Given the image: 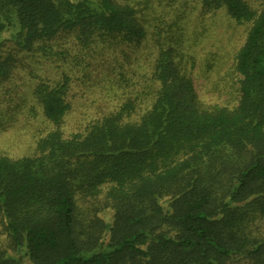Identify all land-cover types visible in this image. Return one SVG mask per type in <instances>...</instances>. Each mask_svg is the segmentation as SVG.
Here are the masks:
<instances>
[{"label": "trees", "instance_id": "obj_1", "mask_svg": "<svg viewBox=\"0 0 264 264\" xmlns=\"http://www.w3.org/2000/svg\"><path fill=\"white\" fill-rule=\"evenodd\" d=\"M219 11L245 25L233 108L184 52ZM19 123L0 264H264V0H0V134Z\"/></svg>", "mask_w": 264, "mask_h": 264}, {"label": "rangeland", "instance_id": "obj_2", "mask_svg": "<svg viewBox=\"0 0 264 264\" xmlns=\"http://www.w3.org/2000/svg\"><path fill=\"white\" fill-rule=\"evenodd\" d=\"M198 19L196 13L188 19L189 24L185 27V32L190 41L184 43L186 45L184 52L193 54L196 58L194 75L200 95L206 104L233 108L237 102V85L231 79L233 56L244 41L245 25L234 24L224 11L216 12L215 15L207 17L203 21ZM181 22L183 23V19ZM212 54L219 60L212 70L205 72L201 63ZM30 130L25 131L20 123L13 124L12 127L8 126L0 134V149L6 148L10 153L16 155L17 152H23L27 144H19V136L26 135V138H30V133H32ZM113 189V186H101L93 191L92 195L110 193ZM126 192L127 189L124 193Z\"/></svg>", "mask_w": 264, "mask_h": 264}]
</instances>
